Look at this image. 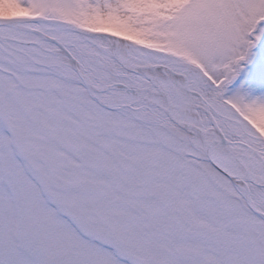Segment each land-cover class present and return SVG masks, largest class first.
Instances as JSON below:
<instances>
[{"label":"snow or ice","instance_id":"obj_1","mask_svg":"<svg viewBox=\"0 0 264 264\" xmlns=\"http://www.w3.org/2000/svg\"><path fill=\"white\" fill-rule=\"evenodd\" d=\"M0 264H264V0H0Z\"/></svg>","mask_w":264,"mask_h":264}]
</instances>
